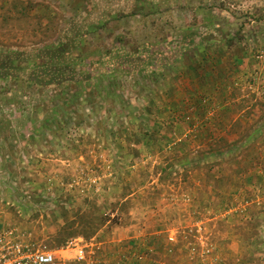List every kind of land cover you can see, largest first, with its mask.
<instances>
[{
    "label": "rangeland",
    "instance_id": "1",
    "mask_svg": "<svg viewBox=\"0 0 264 264\" xmlns=\"http://www.w3.org/2000/svg\"><path fill=\"white\" fill-rule=\"evenodd\" d=\"M75 35L62 62L101 70L89 85L0 77V223L53 264H264V163L255 185L235 172L264 161V0H0L15 65ZM206 48L224 60L215 147L175 118ZM74 221L86 234L61 243Z\"/></svg>",
    "mask_w": 264,
    "mask_h": 264
},
{
    "label": "trees",
    "instance_id": "2",
    "mask_svg": "<svg viewBox=\"0 0 264 264\" xmlns=\"http://www.w3.org/2000/svg\"><path fill=\"white\" fill-rule=\"evenodd\" d=\"M67 39H68L67 42H63L61 40L58 41L57 46L55 48L46 47L42 50H36L35 52H33L31 57H33L35 60L41 61L40 63H37V64L34 63L33 67L15 65L18 62L19 58L24 57V53L13 52V51L6 52V53H0V77L2 78L3 77H7V78L13 77L15 79H20V75H14L16 74V72L24 71V70H27L28 68H32V70H34L33 72L34 77L30 76L27 78V81L32 84L36 83L41 86H49V85L61 86L66 83H69V84L72 83V84L81 85V86L82 84L89 85L90 83L94 81V79H96L97 75L101 72V70H97L96 72L93 70H89L86 73H83L81 78H76L75 76L76 70L71 69V67L75 66L76 64L77 66L80 64H84L85 61H82V62L74 61L73 63L62 62L63 56L66 55V52L68 51V49H70V46H73V47L75 46V41L77 40L76 35L73 38H67ZM190 42L192 41H189L186 44H189ZM194 42L195 41H193V44H195ZM183 44H185V42L182 43L181 41L180 46L181 45L183 46ZM224 46L225 45H220L221 48H224ZM209 50L210 49L206 48L205 52L203 53L201 61L197 62L196 64L191 63L190 65L186 67L185 73L190 74L188 77L189 84H186L185 86H183L184 81L182 80V77L178 78V79H181L182 81L181 87L184 88L185 96L181 102L183 105L181 108V111L177 115V117L175 116V118L176 119L182 118L181 121L186 122L188 125L189 134L192 133L194 137L200 136L204 138H209L206 141V143L209 142L211 146L217 140L216 135L214 136V133H215V130L219 127V125L217 126L216 124V119H214L216 116L215 115L216 111L213 110L212 108H209L211 107V94L214 91H217V89H220L222 87V86L219 87L220 84L223 85V82H219V85H216L215 87V84H214L215 81L213 80V78L219 79L220 77H222L223 74H222V70L220 69L221 68L220 65H222L224 60L222 59V56L215 54L216 51L220 52L221 49L215 48L213 51H209ZM136 58L137 59L135 61H139V60L142 61L141 56L140 58L139 56H137ZM242 60L243 58L239 56L235 58L234 64H239L240 62H242ZM130 62L131 60L128 57L126 58V61L122 62L121 64H124L126 66ZM155 68L158 69L159 66L156 64ZM41 75L47 76L48 80L39 79L38 77ZM34 78L36 81L34 80ZM66 87H68V85H66ZM223 87L224 89L227 88L226 86H223ZM262 91L264 92V90ZM114 94L116 95V93ZM81 98L82 97H80L78 93L72 94L70 96L68 94L65 99V104L69 105V103L70 104L75 103L77 100L80 101ZM172 104H175L176 106L178 105L177 102L172 103ZM167 108L169 112H171L172 110L173 111L176 110V109H173L172 106H168ZM186 113L188 115L184 116ZM69 116L71 120L74 118V116L68 115V117ZM43 123H44L45 128L50 127L47 120H44L41 124ZM59 126L64 127L65 125L63 123L62 126L61 125ZM55 134L57 133L54 132L53 136ZM13 137H16V136L13 135ZM31 137H34V136L32 135ZM14 139L16 138H13V141ZM185 140L179 141V143L185 142ZM213 147H215V145H213ZM252 147H254V145ZM248 148H250V146ZM257 153L256 152L254 153V156L253 158L250 159L249 165L247 167H239L237 171H235L237 175L245 174V177L243 179H240L241 182L244 184L255 185L253 183V178L255 177H252L253 175H248V172L250 171L251 168L257 165L261 166L260 164L264 163V161L261 160L260 154L259 153L257 154ZM136 154L138 156L139 152L137 151V149H134V155ZM219 154L222 155V151ZM208 168L211 169L212 165H209ZM257 169L258 167L254 168L253 170L255 171L254 174L255 176H260ZM82 221L83 220L81 219V222ZM76 223H77L76 221L67 223V225L63 228L64 229L63 231L65 232L61 236V239H60L61 243H66L71 238H74L80 234L82 235L86 234V233H82L80 231L73 229Z\"/></svg>",
    "mask_w": 264,
    "mask_h": 264
},
{
    "label": "built area",
    "instance_id": "3",
    "mask_svg": "<svg viewBox=\"0 0 264 264\" xmlns=\"http://www.w3.org/2000/svg\"><path fill=\"white\" fill-rule=\"evenodd\" d=\"M80 258H83L80 252ZM55 251L21 240L0 223V264H53Z\"/></svg>",
    "mask_w": 264,
    "mask_h": 264
}]
</instances>
